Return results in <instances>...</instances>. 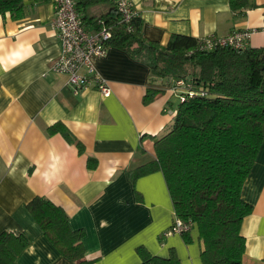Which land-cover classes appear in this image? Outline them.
<instances>
[{
	"label": "crops",
	"instance_id": "0c3cea01",
	"mask_svg": "<svg viewBox=\"0 0 264 264\" xmlns=\"http://www.w3.org/2000/svg\"><path fill=\"white\" fill-rule=\"evenodd\" d=\"M105 1L80 12L87 28L114 6ZM248 1L255 5L233 11L229 0H131L148 41L165 45L172 34L205 38L250 29L249 46L261 47L264 0ZM53 15L52 0L26 1L20 18L0 14V232L31 237L15 264H77L61 255L27 210L35 195L61 206L70 227L83 230L84 255L94 264H140V245L162 257L174 251L181 264H203L196 227L189 242L165 233L175 213L163 173L132 176L155 158L154 139L172 124L178 94L113 43L93 60L110 94L94 86L74 94L67 76L52 70L60 53ZM149 86L160 91L144 104ZM57 122L81 142L82 152L60 133L47 132ZM88 158L96 160L94 168ZM241 197L252 205L241 224L242 264H264V139Z\"/></svg>",
	"mask_w": 264,
	"mask_h": 264
},
{
	"label": "trees",
	"instance_id": "16d2710c",
	"mask_svg": "<svg viewBox=\"0 0 264 264\" xmlns=\"http://www.w3.org/2000/svg\"><path fill=\"white\" fill-rule=\"evenodd\" d=\"M26 1L49 0H0V14L20 18ZM102 1L76 0V8L82 13ZM254 5L229 0L233 11ZM99 18L114 24L109 45L146 62L154 79L168 83L181 78L191 91L179 99L167 131L154 139L155 158L137 167L133 179L155 170L163 173L175 216L198 230L203 264H242L241 224L252 205L241 197V189L264 139V46L207 50L201 38L181 34H172L161 45L144 38L137 13L128 23H119L113 6ZM82 19L86 21L85 16ZM159 91L149 86L143 103H150ZM47 132L60 133L82 152L81 142L63 123L53 124ZM87 165L94 168L96 160L88 158ZM26 208L61 255L77 264H94L84 255L83 230L70 227L61 206L35 195ZM181 235L190 241L189 231ZM30 241L26 233L0 232V264H15ZM137 253L140 264H181L174 251L162 257L140 245Z\"/></svg>",
	"mask_w": 264,
	"mask_h": 264
},
{
	"label": "built area",
	"instance_id": "2783aa9c",
	"mask_svg": "<svg viewBox=\"0 0 264 264\" xmlns=\"http://www.w3.org/2000/svg\"><path fill=\"white\" fill-rule=\"evenodd\" d=\"M52 1L54 5L52 26L60 43V53L52 70L67 76L68 84L74 94L94 86L104 96H108L111 92L108 81L98 72L93 60L107 53L114 24L99 18L96 19L94 28H87L76 8V0ZM114 7L119 23H128L137 13L131 0H114ZM251 34L250 29H240L233 30L224 36H207L201 38V41L207 50L217 47L244 49L249 46ZM169 89L177 93L179 99L183 98V94H191L181 78L170 82ZM191 226L190 222H184L175 216L173 224L165 233L182 234L189 231Z\"/></svg>",
	"mask_w": 264,
	"mask_h": 264
},
{
	"label": "rangeland",
	"instance_id": "374dc122",
	"mask_svg": "<svg viewBox=\"0 0 264 264\" xmlns=\"http://www.w3.org/2000/svg\"><path fill=\"white\" fill-rule=\"evenodd\" d=\"M99 5L106 6V5H107V2H106V1L99 2ZM90 6H91V5H90ZM88 7H89V6H88ZM90 8H91V7H90ZM90 8L88 9V12H90V10H91ZM176 99H177V98L175 97V98H174V103H176V102H177V100H176ZM178 101H179V98H178Z\"/></svg>",
	"mask_w": 264,
	"mask_h": 264
}]
</instances>
